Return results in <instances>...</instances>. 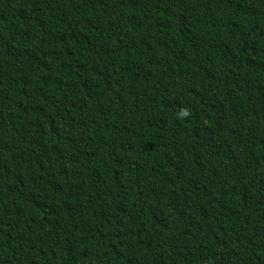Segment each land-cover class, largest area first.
Masks as SVG:
<instances>
[{
  "label": "trees",
  "instance_id": "16d2710c",
  "mask_svg": "<svg viewBox=\"0 0 264 264\" xmlns=\"http://www.w3.org/2000/svg\"><path fill=\"white\" fill-rule=\"evenodd\" d=\"M0 264H264V0H0Z\"/></svg>",
  "mask_w": 264,
  "mask_h": 264
},
{
  "label": "clouds",
  "instance_id": "9594fccd",
  "mask_svg": "<svg viewBox=\"0 0 264 264\" xmlns=\"http://www.w3.org/2000/svg\"><path fill=\"white\" fill-rule=\"evenodd\" d=\"M181 113L183 117H187L190 115V112L187 109H181Z\"/></svg>",
  "mask_w": 264,
  "mask_h": 264
}]
</instances>
